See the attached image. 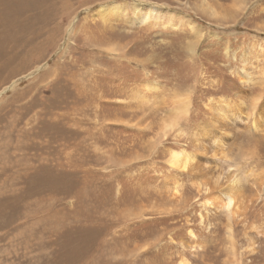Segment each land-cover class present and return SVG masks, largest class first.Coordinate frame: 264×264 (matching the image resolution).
Listing matches in <instances>:
<instances>
[{
    "label": "rangeland",
    "instance_id": "obj_1",
    "mask_svg": "<svg viewBox=\"0 0 264 264\" xmlns=\"http://www.w3.org/2000/svg\"><path fill=\"white\" fill-rule=\"evenodd\" d=\"M182 259L264 264V0H0V264Z\"/></svg>",
    "mask_w": 264,
    "mask_h": 264
},
{
    "label": "bare ground",
    "instance_id": "obj_2",
    "mask_svg": "<svg viewBox=\"0 0 264 264\" xmlns=\"http://www.w3.org/2000/svg\"><path fill=\"white\" fill-rule=\"evenodd\" d=\"M140 9H141V6H139V5H135L132 8L133 12H135V13L138 12ZM142 10L143 9H141V13L140 14L139 13L137 14L136 20H138L140 22L148 21L149 20L148 17L150 15V13H153L154 11L150 9L147 12H142ZM102 12H105V9L101 10L100 14H102ZM187 19L186 18H183V19L180 18L176 22L177 23H183V20L186 21ZM186 22L188 23V21H186ZM110 51H112V50H110ZM192 159H193L192 155H186L183 152H176V151L174 152L173 151L170 154L168 163H169L171 168L180 169L182 171H185V170H188L190 168ZM230 184H232V185L235 184L234 180ZM216 194H218L216 197L214 195L208 196L205 199V201L203 202L204 206H212V205L216 204L217 208H219L221 210H224L227 213H230L231 210L234 209V212L231 213V215H234L236 213L237 209H238V206H236V208H235V204L237 202V200L235 198L236 197L239 198V196H241L242 192L241 193H238V192L234 193L232 191V188H230V189H227L226 192H219V193H216ZM177 264H188V261L182 259Z\"/></svg>",
    "mask_w": 264,
    "mask_h": 264
}]
</instances>
